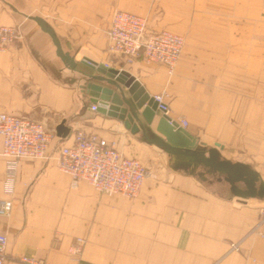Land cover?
Wrapping results in <instances>:
<instances>
[{
	"label": "crops",
	"instance_id": "0c3cea01",
	"mask_svg": "<svg viewBox=\"0 0 264 264\" xmlns=\"http://www.w3.org/2000/svg\"><path fill=\"white\" fill-rule=\"evenodd\" d=\"M115 10L145 17L148 32L184 37L171 75L161 63L126 62L107 51ZM32 16L53 29L76 69L56 55ZM0 24L18 25L24 35L0 53V112L54 131L65 120L70 128L65 138L54 135L45 158L0 155V198L12 202L10 215H0L3 264H22L20 256L45 264H264V200L232 195L221 175L203 167L194 175L172 168L175 157L141 131L91 111L80 88L82 73L91 70L79 62L86 57L127 70L151 96L166 89L171 117L264 181V0H0ZM160 116L156 111L150 125L156 135ZM75 130L114 143L152 172L136 197L100 193L86 181L70 185L57 159ZM77 239L83 243L73 255Z\"/></svg>",
	"mask_w": 264,
	"mask_h": 264
},
{
	"label": "built area",
	"instance_id": "2783aa9c",
	"mask_svg": "<svg viewBox=\"0 0 264 264\" xmlns=\"http://www.w3.org/2000/svg\"><path fill=\"white\" fill-rule=\"evenodd\" d=\"M106 36L110 54L122 57L126 62L140 58L146 63H161L166 66L169 75L173 73L184 46L182 35L166 29L148 32L145 17L122 10L113 11ZM23 37L20 26L0 24V53L21 42ZM167 97L166 89L153 95L157 110L170 116ZM90 110L95 111L96 105L91 104ZM170 119L186 126L183 119ZM54 135L55 131L42 121L0 112L2 157L13 161L23 157L45 158ZM57 163L58 168L70 176L72 187L86 181L100 193H117L128 198L136 197L143 182L152 177L151 171L139 160L123 156L114 143L82 130H75L72 141L59 147ZM11 208V200L0 198L1 216H9ZM260 222H264V210L261 211ZM81 243L83 240L77 239L69 252L77 255ZM6 247L7 237L0 234V264L6 259ZM232 248L237 249V244H232ZM17 261L22 264H45L41 258L27 256H20Z\"/></svg>",
	"mask_w": 264,
	"mask_h": 264
},
{
	"label": "water",
	"instance_id": "95a60500",
	"mask_svg": "<svg viewBox=\"0 0 264 264\" xmlns=\"http://www.w3.org/2000/svg\"><path fill=\"white\" fill-rule=\"evenodd\" d=\"M31 18L49 35L61 61L68 68L76 69L77 61L63 51L59 39L46 21L39 16ZM79 62L91 70L82 73L84 78L80 88L91 104L96 105L95 111L122 121L132 133L141 131L147 143L175 157L172 168H183L194 175L198 167H203L209 173L221 175L232 195L242 199L256 197L264 200V181L258 171L246 163L221 157L218 149L222 147L219 143L206 147L165 114H161L156 122L158 135L153 133L150 125L157 111V102L127 70L109 68L86 57ZM69 131L65 120L55 127V134L60 138L67 137Z\"/></svg>",
	"mask_w": 264,
	"mask_h": 264
},
{
	"label": "bare ground",
	"instance_id": "6f19581e",
	"mask_svg": "<svg viewBox=\"0 0 264 264\" xmlns=\"http://www.w3.org/2000/svg\"><path fill=\"white\" fill-rule=\"evenodd\" d=\"M158 111V110H157ZM162 114V113H161ZM168 116V115H167ZM169 118H171L170 116H168ZM173 121H175V120H173ZM179 123V122H178ZM182 126V125H181Z\"/></svg>",
	"mask_w": 264,
	"mask_h": 264
},
{
	"label": "rangeland",
	"instance_id": "374dc122",
	"mask_svg": "<svg viewBox=\"0 0 264 264\" xmlns=\"http://www.w3.org/2000/svg\"><path fill=\"white\" fill-rule=\"evenodd\" d=\"M152 173V172H151Z\"/></svg>",
	"mask_w": 264,
	"mask_h": 264
}]
</instances>
